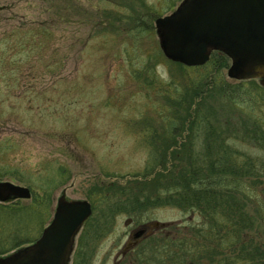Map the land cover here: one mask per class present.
I'll use <instances>...</instances> for the list:
<instances>
[{"label":"rangeland","instance_id":"obj_1","mask_svg":"<svg viewBox=\"0 0 264 264\" xmlns=\"http://www.w3.org/2000/svg\"><path fill=\"white\" fill-rule=\"evenodd\" d=\"M183 1L0 0V182L33 195L8 204L32 208L20 210L17 220H2L0 253L15 241L39 239L65 191L69 200L93 208L92 222L77 240V264H129L153 235L181 239L204 228L198 212L145 207L133 213L114 205L119 192L134 197L151 188L128 183L147 165L151 133L143 132L155 122L160 95L182 75L171 76L176 66L160 48L155 21ZM230 67L231 61L224 78L237 103L217 95L202 101L223 136L205 131L196 143L215 147L223 141L264 167V88L259 79H230ZM188 74L197 78L194 70ZM147 78L154 80L151 88ZM202 150L198 145L196 153ZM259 185L250 192L257 201L264 178ZM169 225L174 227L167 230ZM143 229L146 236L123 255Z\"/></svg>","mask_w":264,"mask_h":264},{"label":"trees","instance_id":"obj_2","mask_svg":"<svg viewBox=\"0 0 264 264\" xmlns=\"http://www.w3.org/2000/svg\"><path fill=\"white\" fill-rule=\"evenodd\" d=\"M171 63L176 66L171 76L174 72L179 75L177 72L180 71L182 75L178 79L172 77L164 96L160 95L163 102H159V108L154 109L151 116L155 122L148 126L149 132H143L151 133L147 165L128 183L140 184L142 181L151 188L134 197H124L125 194L119 192V200L114 205L122 212L133 213L145 207L198 212L204 219V228L181 239L153 235L138 246L125 263L264 264V236L259 232L264 231V190L259 191V201L250 193L260 187L257 185L264 178V167L258 168L250 158L227 149L223 141L217 142L218 145L215 143V147L209 142L211 148L206 140L202 146L196 143L205 131L214 135L221 133L220 138L223 136V128L213 125L211 118L215 116L210 114L211 108L202 103L206 100L203 96H227L237 103L236 95L229 88L232 84L226 83L224 78L230 60L215 52L203 68ZM143 70L150 72L147 66ZM190 70L196 71V79L188 78ZM146 81H149L147 86L150 88L154 85L153 79L147 78ZM236 88L244 90L241 86ZM198 145L203 148L202 153H196ZM136 188L139 190L140 187ZM31 208L0 204V216L3 217L0 218V227L6 225L2 220H17L20 210ZM90 222L92 218L86 226ZM173 227L169 225L167 230ZM10 236L14 239L15 234ZM85 242L87 239L82 238V243ZM14 243L13 248L1 254H9L34 241ZM77 248L73 264H77L81 257V247Z\"/></svg>","mask_w":264,"mask_h":264},{"label":"water","instance_id":"obj_3","mask_svg":"<svg viewBox=\"0 0 264 264\" xmlns=\"http://www.w3.org/2000/svg\"><path fill=\"white\" fill-rule=\"evenodd\" d=\"M155 26L170 62L202 67L220 52L231 60L230 79H259L264 88V0H184ZM31 197L29 188L0 182V203ZM92 214L90 203L69 201L65 191L41 238L0 264H71L77 238ZM144 233L141 230L136 237Z\"/></svg>","mask_w":264,"mask_h":264},{"label":"flooded vegetation","instance_id":"obj_4","mask_svg":"<svg viewBox=\"0 0 264 264\" xmlns=\"http://www.w3.org/2000/svg\"><path fill=\"white\" fill-rule=\"evenodd\" d=\"M17 200H15V201H12V200H10V202L9 203H14V202H16ZM19 201V200H18ZM8 203V204H9ZM1 205L3 204V205H6L7 203H0ZM55 216V215H54ZM54 220V219H53ZM53 222V221H52ZM51 222V223H52ZM51 225V224H50ZM49 227V226H48ZM139 232H136V233H134L132 236V240H133V243H129V244H127V246L125 247V250L123 251V255H126L128 252H130V250L131 249H134V246H137V244L138 243H140L141 241H142V239L146 236V235H142L140 238H137L136 237V235L138 234ZM20 250H22V248H20V249H18V250H15V251H13V252H11V253H9V254H1L0 253V260L1 259H6V258H8V257H10V256H12V255H14L15 253H17L18 251H20Z\"/></svg>","mask_w":264,"mask_h":264}]
</instances>
